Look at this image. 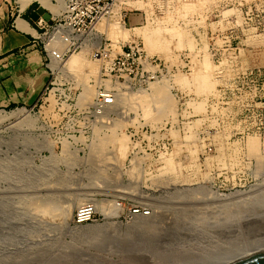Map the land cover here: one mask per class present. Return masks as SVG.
Segmentation results:
<instances>
[{"label": "rangeland", "instance_id": "obj_1", "mask_svg": "<svg viewBox=\"0 0 264 264\" xmlns=\"http://www.w3.org/2000/svg\"><path fill=\"white\" fill-rule=\"evenodd\" d=\"M159 1L121 0L125 2L122 5L129 8L132 22V26H125L122 21H117L126 36L115 37L106 26L99 27L101 23H106L101 21L94 33L95 45L77 49L65 56L59 63L64 70L57 69V61L52 60L51 66L55 71L49 80L53 84L48 81L50 93L47 91L42 100L30 107H0L6 112L26 107L36 121V125L28 130L22 124L24 130L20 131L19 136L14 131V124L19 119L13 117L0 128V160L5 157L4 151L8 146L15 151H9V169H5V173L0 171V245L12 243L22 247L25 239L30 237L28 240L35 246L51 247L52 250L68 249L69 254L78 257L84 256L87 251L107 258L127 260V253L123 255L120 251H110L104 246L102 237L88 234L85 230L94 223L111 219L132 225L138 221L137 217L144 209L152 208L150 214L142 216L151 218L160 214L168 223L164 225H168L171 233L169 242L172 247L182 244L183 248H188L193 240L189 232L184 234L185 231L180 230L182 209L179 204L186 201V197L194 196L195 192L186 194L182 192L183 189L203 188V194L198 193L197 198H191L195 205L190 201L194 207L185 209V213L196 215L198 230L215 224L211 229L219 232L222 227L216 225L215 220L201 222L198 217L201 211L204 216L209 212L221 215L215 203L220 197L216 195L229 197L238 192L251 193L264 181V106L260 104L264 101V0H180V10L170 9L156 14L153 10ZM189 1L193 5H188ZM58 11L57 7L55 14ZM140 12L148 17V22L143 25L134 23L138 22ZM155 15H159V18L156 19ZM158 24L176 25L179 32L192 37L193 43H189L190 39L186 37V42L180 43V37L170 35V49L168 47L163 52L150 50L148 41L139 30L151 29ZM101 31L106 33L101 34ZM35 35L39 36L38 32ZM40 36L43 39L44 34ZM137 38L144 52L134 64L139 70L127 76V80L120 78L117 81L115 72H106L104 66H118L120 62L115 60L114 64L105 52L111 48V42L112 48L118 51L123 45L122 40L127 42ZM38 49L45 58L41 41L38 42ZM98 49L103 52L102 59L94 55ZM77 54L85 62L78 73L69 66L70 57ZM151 57L161 62L162 75L158 79L149 78L143 68L146 59ZM205 57L213 63L215 76L211 78L214 88L208 94L199 91L198 86L193 84L197 59L200 61ZM45 62L49 60L45 59ZM218 65L225 81L221 103L214 99L218 95ZM180 77L193 82L183 84ZM158 84L163 88L156 93L155 85ZM114 86L118 94L116 102L103 108L99 104V92L105 87ZM168 98L173 103L171 111L165 104ZM199 102L203 103L202 111L196 109ZM153 118L160 121L157 119L155 122ZM147 126L161 127V132L173 139L165 156L163 171L151 173L144 168L135 170L129 164L132 145L128 129L137 134ZM114 133L127 136L130 148L126 157H119L109 142L103 144L105 138ZM20 135L29 137L25 147L17 145ZM104 135L105 138H101ZM250 138L256 139V149L261 153V159L250 155ZM145 143L142 142L143 145ZM95 148L102 149L96 152ZM156 158L141 156V164L144 167V161L151 159L149 162H153ZM168 159L172 161L170 168L166 167ZM31 160L34 163H28ZM110 166H114V172L107 171ZM110 176L112 182H116L115 186H95V183H105ZM152 178L162 181L161 187L151 188ZM40 186L41 192L38 191ZM34 190L37 193H32ZM180 193H184V198ZM76 196L82 200L79 204L72 203L73 207L68 209L67 205L71 204L69 199ZM87 201L96 204L98 213L88 223L76 225L73 222L75 211ZM200 205L201 208L198 207ZM135 209L138 212L132 213L131 210ZM106 211H110V216ZM8 256L19 254L4 255L6 258ZM134 262L138 261L135 259Z\"/></svg>", "mask_w": 264, "mask_h": 264}, {"label": "bare ground", "instance_id": "obj_2", "mask_svg": "<svg viewBox=\"0 0 264 264\" xmlns=\"http://www.w3.org/2000/svg\"><path fill=\"white\" fill-rule=\"evenodd\" d=\"M34 1H40L41 7L49 8L52 10V14L53 15L55 14L57 6L53 5L51 0H24L23 8H25L27 4L32 3ZM189 4L193 5V3H190V1L188 2V5ZM167 21L169 20L167 19ZM170 25L171 24L169 25L158 24V26H155L154 28L149 27L151 29H147L148 27L144 29H140L139 33L142 34L141 36H143L148 41L147 42L148 48L150 50L158 49L160 52L166 51L169 45L172 44L170 40V37H171L170 35H174V36L176 35V37H180V43L186 42L185 37L187 39H190L189 43H193L192 37L189 36L188 38V36L187 35L185 36L183 32L181 31L179 32L177 30V27H175L176 25L174 24L171 26ZM103 26H106L109 30L108 32H110L115 37L121 36V35L123 37L126 36V32L124 31V29L121 30L119 28L117 21L110 22V23H107V22L101 23L99 25L100 28H104ZM206 55L208 56V53ZM54 61H57L55 63V67L57 69L64 70L63 68L64 66L60 65L59 64L60 62L58 60H54ZM83 65H85V62L80 54L73 55L70 57L69 66L73 70L75 69L77 73L79 72V70L81 71V68L83 67ZM195 65H196L195 73H194L195 78H194L193 84H196L198 86L199 91H204V94H208L214 88V83L211 80L213 76V70H214L213 63L210 61V59L205 57L204 59L200 61H198L197 59V62ZM216 72L218 73V71ZM179 79H180V82L183 84L185 83L187 84L192 81L190 79H186L185 77H180ZM155 86H156V93L162 91L163 86L161 84H158ZM165 104L167 106V109L169 108L170 111L171 109H173L172 108L173 103L170 102L169 98L166 100ZM203 108H204L203 103L199 102V104L196 105V109L198 111L204 110ZM32 116L33 115L31 114L30 109H27L26 107L14 109L10 112L0 110V128L4 125L3 124L4 122L9 121V119L13 117L16 118V120L19 119L18 122L16 123L14 122L15 123L14 131H16V133L19 136L20 131L24 130L21 128L22 124L26 125L25 127L26 130L32 129L36 125V121ZM157 117L160 118L159 115H157ZM159 118L157 119L160 121ZM153 119H155L154 121L156 122L157 119L156 118H153ZM106 135H104V137H101V138H105ZM28 138L29 137L27 135L21 136V139L19 140V142H17V145H21L22 147H25L27 145ZM100 142H96V144ZM106 142L107 143L109 142L110 144H112V147H114L119 157L120 156L126 157V154L128 153V150L130 148L128 138L126 135H123V133L121 134L114 133L113 135L106 137L103 144ZM257 145L258 143L256 139L254 138L249 139L250 155L253 154V156L255 155L256 158L261 159L262 155L260 152L257 151L256 149ZM94 147H96V145ZM16 148H18V146H16ZM97 148H100V147H97ZM101 149H97V150L101 151ZM94 150H96V148ZM9 151H14V150L10 149L8 146V148L4 151L5 157H3V159L0 160V166H1L0 171H4V173H5V169H9L8 166L9 167L11 166V164H8L9 162L7 159L9 157ZM26 155L28 156L30 154H26ZM167 161L168 163L166 164V167L170 168L172 166V163H171L172 161H170L169 159ZM16 162L17 160H15V163ZM29 162H33V161L31 160V161H28V163ZM31 166H35V165L31 164ZM4 175L7 176L6 177L7 180L8 179L10 180V177L8 178V175L6 174ZM201 189L203 188H197L194 190L183 189L182 192L185 191L186 194L189 191L190 193L195 192L194 196L197 198L196 195L198 193L203 194ZM41 190H42V187L40 186V188H38V191L41 192ZM205 190L206 188L204 189V191ZM32 193L35 194L37 193V191L35 192L34 190ZM183 194L180 193L181 198H184L182 196ZM194 196L193 194L190 197L188 196V198L185 196L186 201L183 200L184 202L182 201L183 203L181 202L179 204L180 208L182 209V211L180 210V230L182 229V231H185L184 234L186 232H189L193 240L192 246L190 245V247L188 248H185V247L183 248L182 244H180V247L179 246L172 247L171 242H169V237L171 233L168 231V228H167L168 225L167 227H165V225L168 223H166L163 220V218L159 216L160 214L156 216L154 215L151 218H147L146 216L140 215L138 217L136 216L139 219L138 221H134L132 225H127L120 221H115L111 219V220H105L103 222L94 223L93 225L88 226L86 230L85 228H83V230L87 231L88 234L97 235V236L102 237V239L104 240V246H107L110 251L112 250L113 252H118V253L120 251L122 252L120 254H123V255L127 253V256L130 258V260L129 258L128 259L126 258L127 260L107 258V256L103 257L102 255L97 254V253L90 254L89 252L85 250H84L85 251L84 256L78 257L77 255L69 254L68 249L52 250L50 249L51 247L44 246L45 247L44 248L42 247V245L35 246L32 244V242L28 240L30 239V237H27L25 239L26 243L22 247H18L12 243L8 245H0V264H231L233 262L242 260L252 255L264 252V181L260 183L258 186H256V189L252 191L251 193H242V192L239 193L238 192L229 197H224V196L221 197L220 194L219 196L216 195V197L218 198L220 197L219 198L220 200L217 198L216 199L214 198L215 200H219L218 202L217 201L215 202L218 205V208H220L219 212L220 213L222 212V214H224V211L227 210V212L224 215L222 214L212 215L209 212L208 215L204 216L202 214L203 215L202 216L201 215L202 211L200 210L201 213L198 217L200 218L201 222H205L208 220L210 221L215 220L216 225H219L220 227H222V229L219 232H215L214 231L215 228L211 229L212 227H215V224L212 227L204 226L203 229L199 228L198 230V227L196 226L197 224L196 215L195 214L187 215L185 213V209L188 210V208L193 206L194 203L191 201V198L192 197L194 198ZM80 200H82L81 197H77L75 199L73 197L72 200L69 199V201L71 202L68 201L71 204L67 205L68 203L67 202L65 205H67L68 209H70L73 207L72 203L79 204ZM190 201L193 204H191ZM208 202L214 205L213 203L210 202V200ZM34 203L36 204V202ZM210 204H207V206L210 207ZM198 207L201 208V205ZM202 209H204V207H202ZM106 212L108 213V216H110L111 214L110 211L109 212L106 211ZM212 212L215 213L214 211ZM210 217H212V219ZM10 237L13 238L15 236H10ZM16 252H18L19 256H15V257L8 256L9 258H6L7 256L4 257V255H10ZM19 252H21V254ZM135 259L138 262L140 261V263L134 262Z\"/></svg>", "mask_w": 264, "mask_h": 264}, {"label": "built area", "instance_id": "obj_3", "mask_svg": "<svg viewBox=\"0 0 264 264\" xmlns=\"http://www.w3.org/2000/svg\"><path fill=\"white\" fill-rule=\"evenodd\" d=\"M51 2L53 5L57 6L59 10L57 15H53L51 9L43 7L51 14V21L46 20L42 15H37V8H34L33 5L37 4L38 7H41L40 1L29 4L23 10V12H27L26 15L30 25L39 34V36L35 35L34 39L36 42H42L45 59L50 62V65L49 62H47V66L50 69L51 75H53L55 71L51 66L52 60H58L61 62L64 60L65 56L72 51L95 45L96 37L94 33L101 21H106L107 23H110L112 20L122 21L125 26L128 24L129 26H132L129 8L123 6L122 4L125 2H121V0H51ZM119 4L121 6H119ZM179 7L180 0H160L153 12L156 14H163L170 11V9L180 10ZM18 11H22L19 1ZM139 15L140 17L138 18V22H134L135 24L141 23V25H143L144 22H148V17L144 16L143 12H140ZM157 16L159 15H155L156 19L159 18ZM100 33L104 34L106 32L101 31ZM41 34H44L43 39L40 36ZM117 42L119 43V41ZM121 44L123 45L120 46V50L115 51L112 48L111 42V48L105 52L108 53V56L114 64L117 60L120 62V65L118 66L116 64L114 66L112 65L113 67H110L107 64L104 66L106 72H115L117 81H120V78H124L125 81L127 80V76L130 77L131 75L136 74L139 67L134 64L144 55L141 47L142 43L139 38L132 39L127 42L122 40ZM249 52L253 53V50H250ZM94 55L96 57L99 56L101 59L103 58V52L99 49ZM143 68L149 78L158 79V76L162 75L161 62L158 63L157 60L152 57L150 59H146L145 64H143ZM217 68L219 79L217 85L218 95L214 99L216 101H220L219 103H221V99H223L221 93L223 87L225 86V81L223 75H221L222 70L220 66L218 65ZM176 69H178L177 65ZM49 84H53V82L49 80ZM49 84L46 85L40 97L41 100L43 99V95H45L49 90ZM123 88H125V86H123ZM115 90V86L112 88L105 87L99 92L98 100L100 106L105 108L106 105L111 106L115 104L116 97L118 95ZM48 92L50 93V91ZM260 104L264 106V101H261ZM161 131V127L157 129L153 127L149 128L147 126L144 131L135 134L128 129L132 145L129 153V164L131 168L134 167L135 170L144 168L151 173L164 170L165 156L172 146L173 139L170 135L165 134L164 132L162 133ZM142 142H146L145 145H143ZM141 156H156L157 158L153 160V162H149L151 159L144 161L145 166L143 167L141 164ZM107 171L114 172V166L107 167ZM150 183L151 188H158L161 187L162 181H154V178H152ZM95 184L97 187L104 188L106 186H115L116 182H112L110 176L108 181L105 183ZM151 209L152 208L144 209L141 215L150 214ZM131 211L132 213L138 212L137 209ZM97 213L98 208L93 201L84 202L77 207L73 216V222L76 225H84L93 220Z\"/></svg>", "mask_w": 264, "mask_h": 264}, {"label": "crops", "instance_id": "obj_4", "mask_svg": "<svg viewBox=\"0 0 264 264\" xmlns=\"http://www.w3.org/2000/svg\"><path fill=\"white\" fill-rule=\"evenodd\" d=\"M18 0H0V107L33 106L40 99L50 69L34 39L37 31ZM51 78V72H50ZM46 87V86H45Z\"/></svg>", "mask_w": 264, "mask_h": 264}, {"label": "water", "instance_id": "obj_5", "mask_svg": "<svg viewBox=\"0 0 264 264\" xmlns=\"http://www.w3.org/2000/svg\"><path fill=\"white\" fill-rule=\"evenodd\" d=\"M33 7L37 8V15H42L46 20L51 21V17H52L51 14L47 12L43 7H38L37 4H34ZM49 79H50V72L47 73V77H46V80ZM231 264H264V252L252 255L250 257L233 262Z\"/></svg>", "mask_w": 264, "mask_h": 264}]
</instances>
